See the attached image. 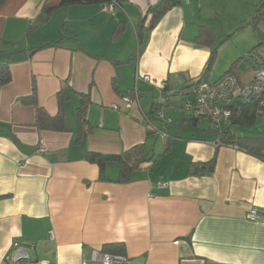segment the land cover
I'll return each instance as SVG.
<instances>
[{
	"label": "crops",
	"instance_id": "crops-1",
	"mask_svg": "<svg viewBox=\"0 0 264 264\" xmlns=\"http://www.w3.org/2000/svg\"><path fill=\"white\" fill-rule=\"evenodd\" d=\"M45 1L0 2V52L11 71L0 86V264L89 263L106 244L129 264H264V159L223 143L209 119L182 108L205 72L207 82L228 70L251 79L241 60L258 43L254 51L264 53V39L245 25L246 0H180L153 28L146 12L160 0H127L113 11L50 0L56 6L44 21ZM33 81L50 116L69 88L64 130L35 125V106L22 101ZM161 84L165 122L151 112ZM135 93L138 101L126 106L122 96ZM81 94L90 100L83 139ZM238 128H231L238 139L255 138ZM139 144L152 158L125 181L117 161L106 160L100 178L86 157ZM252 208L256 221L246 218ZM14 243L27 259L12 261Z\"/></svg>",
	"mask_w": 264,
	"mask_h": 264
},
{
	"label": "trees",
	"instance_id": "trees-1",
	"mask_svg": "<svg viewBox=\"0 0 264 264\" xmlns=\"http://www.w3.org/2000/svg\"><path fill=\"white\" fill-rule=\"evenodd\" d=\"M4 0H0L3 2ZM127 0H58L59 5L68 6L73 4H103L107 5L108 3L114 2L115 7L122 6ZM180 0H160L157 4L150 7L146 14L150 15V26L153 28L158 21L162 18V16L172 7L178 5ZM54 3L50 0H46L42 7V13L45 14L44 21L48 19V16L53 12L55 9ZM261 20H264V8L261 9L259 12L256 10V13L253 16V19L249 21V25L252 26L253 29L258 31V26ZM255 32V31H254ZM121 33L120 27L114 33V37L119 36ZM261 45L259 43L255 47H253L250 51L246 53V58L248 60V54L251 52L256 53L254 50L257 49V46ZM261 59L264 64V58L256 53ZM216 51L213 50L211 56L207 62L205 67V71L209 70L215 60ZM8 57L3 55L0 52V86H3L10 82L11 80V71L9 68V64L7 61ZM249 62V60H248ZM250 64V62H249ZM251 66V64H250ZM206 73V72H205ZM205 73L204 76L197 79V81L193 84V86H197L200 83L207 82L205 81ZM226 74H232L229 70L228 72L221 75L216 80L220 79ZM236 77V76H235ZM237 78V77H236ZM238 79V78H237ZM215 80V81H216ZM214 82V81H212ZM68 91L69 88L67 85L62 87L57 94L58 97V104H59V111L56 115L50 116L42 107L37 104L36 98V85L34 81L32 82V89L30 95L23 97L22 101L24 103H29L35 106V125L40 129L45 130H52V131H62L64 130V104L68 100ZM164 93V90H163ZM166 96V94L164 93ZM167 98V96H166ZM89 95L88 94H81V102L80 105L77 107V119H78V127H79V137L83 139L87 132L91 131V127L86 120V108L89 104ZM228 108L231 110L230 116V125L224 127L222 131L219 133V139L223 141V143H233L238 139L236 132L231 131V126H238V127H245L247 124L251 123L258 111L257 103L256 102H243L241 100H235L231 104L228 105ZM152 113L154 114V106H152ZM197 117H201L197 115ZM195 119V118H193ZM192 120V119H189ZM214 128V127H213ZM215 129V128H214ZM215 131H217L215 129ZM219 132V131H218ZM167 136H164L166 138ZM167 147V142H166ZM247 152L261 157L264 159V150L252 149L247 148L245 149ZM86 157L90 162L96 163L99 167L100 178L103 177L104 173V165L105 161L112 159L119 163L120 165V181H125L128 179L129 173L132 169L137 168L140 163L151 160V156L145 152L144 145L139 144L136 145L120 154L117 155H103L94 152H86ZM205 168L208 170L213 169L215 165V158L213 157L210 161L203 164ZM114 246L113 244H106L103 246L102 251H107L113 254H121L124 255V251L122 249L114 250L111 247Z\"/></svg>",
	"mask_w": 264,
	"mask_h": 264
},
{
	"label": "built area",
	"instance_id": "built-area-1",
	"mask_svg": "<svg viewBox=\"0 0 264 264\" xmlns=\"http://www.w3.org/2000/svg\"><path fill=\"white\" fill-rule=\"evenodd\" d=\"M105 7L113 11L115 8L114 2L108 3ZM248 60L252 68V76L248 82H240L233 74H226L214 82L200 83L193 88L195 99L193 101H185L182 108L184 110H193L195 115L209 119L219 133L224 127L230 125L231 110L228 105L233 101H253L257 103L259 111L264 110V64L262 59L254 52L248 54ZM140 78L144 82L154 84L153 80L147 75H143ZM163 88V84L155 85L156 95L153 99V106L154 115L165 122L167 120L163 117L162 110L166 105L167 98L163 93ZM138 99L139 94L137 95V93H135L134 97H131V95L122 96L123 103L126 106L134 105ZM110 106L118 109L116 103H111ZM159 134L161 137L166 136L161 130H159ZM217 144H219V141ZM232 146L241 149L236 144H232ZM158 185L164 186L166 183L159 182ZM258 215V210L252 208L246 214V218L250 221H256ZM51 234L52 232H50ZM14 246L15 248L11 255L14 263L28 258V253L18 248L17 243H14ZM81 264H129V260L125 255L95 250L91 254L89 263L82 261Z\"/></svg>",
	"mask_w": 264,
	"mask_h": 264
},
{
	"label": "rangeland",
	"instance_id": "rangeland-1",
	"mask_svg": "<svg viewBox=\"0 0 264 264\" xmlns=\"http://www.w3.org/2000/svg\"><path fill=\"white\" fill-rule=\"evenodd\" d=\"M244 4L247 7L246 18L248 19L247 23L245 25L250 27L249 31H252L253 34L255 33L257 35L258 40L260 38L264 39V20H261V22H258L259 23L258 31L253 29L252 26L248 24L249 21L253 19V16L256 13V10H258V12H259L261 9L264 8V0H246L244 2ZM231 18H232V16H228V15L225 16V20H229ZM244 31H242L241 33H244ZM262 46H264V45H262ZM257 48H261V45L257 46ZM263 49H264V47H263ZM258 52L261 53L262 56H264L263 51H259L258 50ZM241 62L243 64H245V63L248 62V60H247L246 57H244V58H242ZM231 128L232 129H236V128H238V126L232 125ZM238 129L241 130L240 133H241L242 136L255 137V138H262L263 139L264 138V110H262V111L258 110L256 115H255V117H254V119H253V121L251 123L247 124V126H245V127H239ZM152 149L154 150V152L158 151L157 147L153 146Z\"/></svg>",
	"mask_w": 264,
	"mask_h": 264
},
{
	"label": "water",
	"instance_id": "water-1",
	"mask_svg": "<svg viewBox=\"0 0 264 264\" xmlns=\"http://www.w3.org/2000/svg\"><path fill=\"white\" fill-rule=\"evenodd\" d=\"M236 144L243 149L264 150V138H239L236 140Z\"/></svg>",
	"mask_w": 264,
	"mask_h": 264
},
{
	"label": "flooded vegetation",
	"instance_id": "flooded-vegetation-1",
	"mask_svg": "<svg viewBox=\"0 0 264 264\" xmlns=\"http://www.w3.org/2000/svg\"><path fill=\"white\" fill-rule=\"evenodd\" d=\"M235 144H236V142H235ZM237 145V144H236ZM239 147V146H238ZM240 148V147H239Z\"/></svg>",
	"mask_w": 264,
	"mask_h": 264
}]
</instances>
